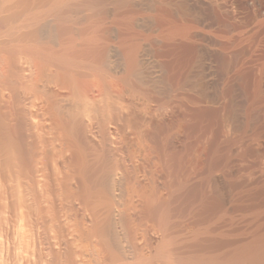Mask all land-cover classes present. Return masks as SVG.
<instances>
[{"label": "bare ground", "instance_id": "obj_1", "mask_svg": "<svg viewBox=\"0 0 264 264\" xmlns=\"http://www.w3.org/2000/svg\"><path fill=\"white\" fill-rule=\"evenodd\" d=\"M98 11L0 0V264H230L183 246L132 108L139 60L121 63Z\"/></svg>", "mask_w": 264, "mask_h": 264}, {"label": "rangeland", "instance_id": "obj_2", "mask_svg": "<svg viewBox=\"0 0 264 264\" xmlns=\"http://www.w3.org/2000/svg\"><path fill=\"white\" fill-rule=\"evenodd\" d=\"M96 1L183 246L264 264V0Z\"/></svg>", "mask_w": 264, "mask_h": 264}]
</instances>
